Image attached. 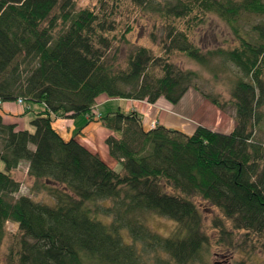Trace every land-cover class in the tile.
Listing matches in <instances>:
<instances>
[{
	"label": "trees",
	"instance_id": "1",
	"mask_svg": "<svg viewBox=\"0 0 264 264\" xmlns=\"http://www.w3.org/2000/svg\"><path fill=\"white\" fill-rule=\"evenodd\" d=\"M209 12L235 37L221 51L241 73L230 90L232 130L198 125L187 135L162 125L144 129L135 112L106 114L101 121L114 135L105 143L119 164L112 169L74 139L63 140L51 122L91 117L101 95L150 103L162 96L176 104L195 75L173 65L170 54L182 52L203 65L204 54L171 25L164 53L140 46L114 70L107 61L114 24L107 17L89 8L74 11L71 0H0V243L6 222L17 225L9 258L17 264H211L192 201L199 197L222 216L214 223L222 249L248 254L232 264H264L252 260L264 250V140L253 138L264 117V21L242 32L236 24L243 12L264 18V0H177L161 15L168 25L180 19L198 25ZM200 95L224 110L215 97ZM19 98V104L41 106L30 129L3 121L2 103ZM21 162L30 190L51 204L18 194L13 170ZM149 212L172 220V232L151 230L144 218Z\"/></svg>",
	"mask_w": 264,
	"mask_h": 264
},
{
	"label": "rangeland",
	"instance_id": "2",
	"mask_svg": "<svg viewBox=\"0 0 264 264\" xmlns=\"http://www.w3.org/2000/svg\"><path fill=\"white\" fill-rule=\"evenodd\" d=\"M177 0H149L143 6L138 7L131 3L113 4L109 0H71L74 11L82 8H89L100 16H105L114 24V29L109 34L110 49L107 53V61L114 70L122 69L126 64V58L130 53L140 46L149 48L153 53H164L162 50V41L166 33L171 29V25L184 30L189 37V41L199 48L200 53L204 54L206 63L199 64L182 52L175 51L170 54L169 61L179 70L191 71L195 77L191 80L189 89L195 90L199 95L201 93L215 97L224 106L223 121L231 122L233 120L234 109L230 103V90L234 80L241 76L238 69L229 61L225 60L221 51L231 47L235 43V37L231 26L214 13L202 15L198 25L187 23L184 19L171 21L167 24L161 15V11L166 5L174 4ZM56 7L51 15L57 13ZM264 21V18L243 12L237 18V28L242 31H248L250 27ZM62 23H58L53 34L56 35L61 29ZM207 115V113H206ZM205 115V117H207ZM212 122L210 117L205 119ZM214 124V123H213ZM228 123L224 128L215 124L213 128L217 131H227ZM208 127V125H203ZM226 126V128H225ZM150 127V126H149ZM211 129V128H210ZM253 138L264 140V117L253 128ZM2 169V166L0 167ZM21 184L18 194H26L35 200L51 204V200L43 192L30 190L31 180H20ZM192 201L202 216V230L209 238L207 252L204 251V259L211 264H232L235 259H247L248 254L234 252L226 253L217 243L219 235L215 228V220L221 219L220 212L199 197H194ZM145 222L149 228L161 235H169L175 227V223L153 212L144 214ZM229 224L226 223V226ZM16 223L8 221L5 224V235L0 243V264H17L8 253L14 247V240L17 234ZM264 250H257L252 254V260L264 262ZM11 253V252H10ZM233 257V258H232ZM15 259V260H14Z\"/></svg>",
	"mask_w": 264,
	"mask_h": 264
},
{
	"label": "crops",
	"instance_id": "3",
	"mask_svg": "<svg viewBox=\"0 0 264 264\" xmlns=\"http://www.w3.org/2000/svg\"><path fill=\"white\" fill-rule=\"evenodd\" d=\"M40 109L41 106L38 104H19L15 101H7L2 103L1 115L5 123H14L20 129H30L29 121ZM116 111L135 112L140 117L144 129H148L151 121H155V125H162L187 135H191L198 125H208L209 128L215 130L213 128L215 124L224 128V124L228 123L227 128L225 126L227 130L225 133L233 128V120L223 121L224 112L193 89H188L176 104L170 103L162 96L150 103L146 100L110 98L101 95L91 111V117L89 114L60 117L55 118L51 125L63 140L74 139L89 152L98 155L107 166L117 169L119 164L109 154L105 143L106 138L114 133L101 121L102 116ZM205 115L210 117L212 122H207ZM26 172L27 163L21 162L13 170V177L18 182L26 180L28 179Z\"/></svg>",
	"mask_w": 264,
	"mask_h": 264
},
{
	"label": "built area",
	"instance_id": "4",
	"mask_svg": "<svg viewBox=\"0 0 264 264\" xmlns=\"http://www.w3.org/2000/svg\"><path fill=\"white\" fill-rule=\"evenodd\" d=\"M22 101H21V99L19 98V99H17V103H21ZM150 126V127H149ZM155 126V121H151L150 123H149V125H148V129H151V128H153Z\"/></svg>",
	"mask_w": 264,
	"mask_h": 264
}]
</instances>
